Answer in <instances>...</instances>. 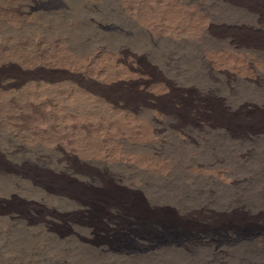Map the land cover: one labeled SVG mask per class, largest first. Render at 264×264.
Here are the masks:
<instances>
[{
    "label": "bare ground",
    "instance_id": "obj_1",
    "mask_svg": "<svg viewBox=\"0 0 264 264\" xmlns=\"http://www.w3.org/2000/svg\"><path fill=\"white\" fill-rule=\"evenodd\" d=\"M122 3L75 0L55 19L76 22L58 30L78 44L65 58L122 94L97 93L96 118L75 124L62 154L88 184L0 165L1 174L45 200L88 207L74 221L86 235L70 232L86 249L81 264H264V0ZM102 13L120 26L97 25L117 37L89 28ZM125 68L143 80L124 81ZM77 155L96 167L79 169ZM25 231L3 241L1 264H77L69 255L80 248L62 242L69 233ZM99 231L132 242L102 246Z\"/></svg>",
    "mask_w": 264,
    "mask_h": 264
},
{
    "label": "rangeland",
    "instance_id": "obj_2",
    "mask_svg": "<svg viewBox=\"0 0 264 264\" xmlns=\"http://www.w3.org/2000/svg\"><path fill=\"white\" fill-rule=\"evenodd\" d=\"M74 1L0 0V165L8 174L18 171L42 177L53 175L58 180L61 178L58 182L72 184V181H67L70 179L88 184V179L70 171L68 165L62 163V154L65 151L71 153L70 149L79 135L75 124L96 118V112L93 113L95 106L103 105L97 93L105 91L104 93L122 95L106 84V81L102 82L101 72L88 70L82 65L81 68L79 64L75 65L65 58L64 52L69 48H77L78 44L76 40L64 39L58 30H72L76 22L62 19L56 23L55 19L68 17L67 8ZM119 3L123 5L122 0ZM114 17L110 13L93 15L89 28L103 39L117 37L116 33L120 34L117 29H114L115 32L113 29L101 30L97 25L120 26L116 24ZM76 39L80 40V36ZM128 59L133 60L131 57L126 58ZM122 70V73L125 72L122 75L124 81L130 76L136 82H141L144 78L138 72L126 68ZM77 157L79 169L96 167L91 162L82 160V157ZM63 164L68 170L62 167ZM27 188L24 180L14 186L11 178L0 172V261L10 256V250L3 241L16 236L18 232L26 230L25 232L43 235L48 240L58 233L86 235L78 231L74 221L86 217L88 207H78L58 198L45 200L35 187ZM98 234L97 239L102 246L109 242L123 245L132 242L123 233L99 231ZM62 242L68 244L65 245L67 250L74 245L78 246L77 249H80L77 255L72 257L75 253L72 249L69 257L74 263L81 264L77 260L79 257L84 262L86 249L79 245L72 234L66 235ZM44 249L45 247L42 249L43 253L47 251ZM7 264L16 263L8 259Z\"/></svg>",
    "mask_w": 264,
    "mask_h": 264
}]
</instances>
